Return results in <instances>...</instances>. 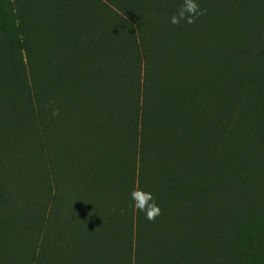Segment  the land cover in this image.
<instances>
[{
  "label": "rangeland",
  "instance_id": "rangeland-1",
  "mask_svg": "<svg viewBox=\"0 0 264 264\" xmlns=\"http://www.w3.org/2000/svg\"><path fill=\"white\" fill-rule=\"evenodd\" d=\"M221 1L226 5L230 2L232 8L237 1L244 3L246 0ZM248 1L254 13L259 12V7H264V0ZM104 2L0 0V76H5L4 67L13 64L17 58L25 67L30 61H35L39 65V83L54 84V100L59 94L68 93L75 103L78 100L76 94H87L89 101L86 108L90 109L84 108V114L75 109L77 103H72L73 109H70L67 121H73V130L67 129L64 135L63 130L58 132L56 129V137L51 134L47 141L41 133L40 125L37 129L40 132L37 142L43 143L45 147L42 152H36L40 164L43 157V166L41 164L39 167V176L41 173L42 177L41 195L35 202L42 215L37 230L40 238L45 234V246L52 249L53 264H210L213 237L216 245L213 234L216 229L214 214L223 215L228 222L230 216L248 220V216L254 218L252 214L257 215L260 221L255 223L253 219L248 229V233L252 234L251 243L237 238L231 241L230 264H264V187L260 182L257 189H254L252 182L249 186L246 176L236 182L233 174L229 173L232 196L227 200L228 206L215 202L214 149L210 145L207 125L212 113L207 111L205 104L201 105L202 121L195 118L192 123L194 128L185 129V126L175 124L168 132H163L160 138L165 141L161 140V146L151 152V158L156 164L153 163L147 175L140 178L139 185L138 179H135L134 187L154 195L161 214L154 221H149L143 212L134 210L133 201L129 205L123 204L124 196L129 197L134 188V181H129L127 171L123 170V161H133L135 150L137 152L134 136L130 134L136 132L138 127L133 90L139 83L141 54L134 44L139 41L138 38L136 42L131 41L128 32L124 33L130 30L127 22L130 16L111 3L109 5L115 12H109ZM160 2L165 3L167 0ZM218 2L197 1L201 8L206 9V13L192 25L181 22L176 26L170 23V17L178 12L183 0L177 3L174 14L163 10L150 18L153 22L156 19L157 26L161 24L160 30L167 32L166 36L168 32L172 33L175 50L174 54L168 56L176 59L174 64L179 62L184 49L192 44L189 54L191 67L194 68L195 61H201L203 67H200L199 75L204 77L206 84L211 73L216 76V65L222 61L217 53L222 37L226 34L244 35L246 31H252L241 30L243 17L235 20V27L230 30V24L218 13ZM113 15L117 20L111 23V27H107V19ZM186 35L192 41L186 42L189 40ZM107 39L109 45L106 44ZM211 46L213 49H205ZM164 53L163 61L169 62L166 49ZM175 54L179 56L174 57ZM41 55H47L48 60L54 64L50 73L43 67ZM252 56L235 58L237 65H226L225 70L230 72L227 76L230 93L224 97L226 103L222 98L217 103L222 112L224 109V119L228 112L239 114L241 119H248L251 131H257L254 134L262 136L264 57L260 59L254 52ZM218 69L224 71L220 66ZM249 73L255 76L252 90L235 91L242 93V98L234 94V90H244V82ZM15 84L20 85V81L17 80ZM15 84L0 82V100L18 106L19 100L13 98L16 93L13 89L16 88ZM85 87L87 89L81 91ZM17 92L21 95V104L30 101L23 89ZM238 97L239 101L236 100ZM223 103L226 106L222 109ZM80 116L81 120L85 118L88 123L82 124L79 130L74 126V121ZM26 127L30 137H26L24 145L29 151L34 147L36 138L30 134L33 128L29 124ZM171 132L179 135V162L165 172L160 161L162 154L165 157L169 149ZM59 133L60 137L57 138ZM157 134L160 136V131ZM195 143L196 149L193 148ZM222 149L223 146L218 152L221 154L218 156V164L224 158ZM29 162L31 160L28 157ZM225 162H230V156L225 157ZM236 165L237 161L231 168L235 170ZM34 170L35 166L31 175L28 172L25 174L28 212L30 200L36 199ZM218 180L224 183L227 178L222 174ZM111 182L119 184L115 188ZM116 190L120 200L117 205H113L111 195H115ZM177 215L179 218L176 219ZM180 215L183 221L179 224L178 219H182ZM193 223H200L199 231L202 232V228L207 227V234H199ZM7 249L9 255L18 253L19 256H9L10 261L4 264H31V253L29 250L26 252L27 247L18 248L17 243L13 242L7 245Z\"/></svg>",
  "mask_w": 264,
  "mask_h": 264
},
{
  "label": "trees",
  "instance_id": "trees-1",
  "mask_svg": "<svg viewBox=\"0 0 264 264\" xmlns=\"http://www.w3.org/2000/svg\"><path fill=\"white\" fill-rule=\"evenodd\" d=\"M105 1L107 2V0ZM108 1L107 3L104 2V4H106L109 12L113 14L115 12V9L109 5L111 3L130 16L129 21H127L130 30H125L124 33L128 32L127 36L131 41L135 40L136 42V38H138L139 41L134 44L135 46L137 45L141 54V66L138 67L139 83L135 85L133 90L134 109H137L138 127L136 132L130 134V136H134V145L137 148V152L135 150L133 161L127 163L125 160L123 161V170L127 171L128 180L132 179L134 181L133 187L135 186V179H138L139 185L140 178L147 175V171L150 170V166L153 163L156 164L151 158V152L153 153L156 148L158 149L161 146V140L165 141L160 138L163 132H168L175 124H181L185 126V129L194 128L192 123L195 118L202 121V104L208 107L207 111H211L214 114V117L210 114L211 120L207 125L210 133L208 136L210 145L214 149L213 160H215V164L213 175L215 177V188L213 190V198L215 202L228 206L227 200L232 196L230 193L231 189L229 190L232 185L229 173L233 174L236 182L246 176L248 177L249 186H251L252 182L254 189H257L258 182H260L261 186L264 187V135L254 134L257 131H251V127L247 123L248 119H241L239 114H230L228 112L226 119H224L223 108H225L226 104L224 105L223 103V107L220 105L223 109L222 112L221 108H218L217 103L221 98L226 103L224 97L230 93L229 79L227 78L230 72L225 70L226 65H237L235 58L252 56V52L260 59L264 57V7H259V12L254 13L248 0L244 3H242L243 1H237L232 5V8L230 2L226 5L219 0L218 13L230 24V30L235 27L234 21L243 17L241 30L252 31H246L244 35L230 36L226 34V36L222 37V43L218 47L219 50L217 49L222 61L216 65V76L211 73L208 78V84H206L204 77L199 75V69L203 67V65L201 66V61H195L194 68L191 67L189 54L192 44L184 49L183 56H179L181 51H179V55H174V57L179 56V62L174 64L176 59L168 56L171 53L174 54L173 50H175L172 33L168 32L166 36L167 32L160 30L161 24L157 26L156 19H154V22L150 20V18H153L163 10L171 11L174 14L173 10L181 0H178V2L167 0L165 3L160 2V0ZM197 1L200 2V0ZM137 14L146 18L141 19ZM116 20L117 17L115 15L113 17L110 16L107 19L106 26L111 27V23ZM107 27L106 30H109ZM186 36L189 39L186 42L192 41L188 35ZM106 44L109 45L108 39ZM198 45L200 46V43ZM165 49L169 62L163 61L165 60ZM205 49L213 48L211 46ZM194 51L195 49L192 53ZM226 57H228L227 61L225 60ZM16 60H13V64H7L4 67L6 70L5 76H0V82L15 84L17 80L20 81V85L15 84L16 88L13 87L16 91L13 98L19 100L18 106H15V104L8 105L0 100V264L10 261V257L19 256L17 251L15 252L17 255H9L7 245L13 242L17 243L18 248L27 247L26 252L29 250V253H31L29 256V258H32L31 264H53L52 249L45 246V234L40 238L37 230L42 215L39 209L37 210L35 202L39 200V195H41L39 192L42 189V177L41 173L39 176V167H41V164L43 166V157L41 156L40 164L36 152H42L45 148L43 143L37 142L38 133L40 134L37 129L38 125H40L41 133L47 141L51 138V134L54 135L55 132L56 135V129L58 132H60V129L63 130L62 134L64 135L67 129L73 130V121H67L71 114L70 109H73L72 103H77V106H75L77 108L75 109L84 114L82 110L90 109L86 108L89 101L87 100V94H76L78 100L75 103V100L68 93L61 96L59 94L57 99L54 100V84H40L37 79L39 65H36L35 61H30L28 66L25 67L18 58ZM40 60L43 67L50 73L54 68L52 61L48 60L47 55H41ZM160 62L163 64H160ZM218 66L222 67L224 71L222 69L219 70ZM193 70H195V73H193ZM203 71H205V68H203ZM254 81V74L249 73L244 82V90L236 89L234 94L243 98L242 93L235 91L250 92ZM57 85L59 84L57 83ZM19 89H23L29 95L30 101L27 104L26 102L21 104V95L17 92ZM85 89L87 88L85 87L81 91ZM217 91L219 94L218 99ZM239 99L240 97L236 100L239 101ZM50 101H55V103L49 106ZM55 104L56 108L59 109V116L51 114ZM81 118L82 116L74 121V126L79 130L82 124L88 123L85 118L83 120ZM260 118L262 119V117ZM27 124H29L30 128H33V133L30 132V134H33L36 138L34 147L37 150L34 147H31L29 151L27 148L25 149L26 137H30L28 136ZM261 126L263 127V124ZM263 129L259 132L261 133ZM157 131H160V136ZM193 134L196 135V132ZM55 135L54 137H56ZM59 137L60 133L57 138ZM169 139V149L166 150L165 157L162 154L160 161V164H162L161 168L165 172L167 169H173L174 165L179 162V150L177 149L179 135H174L171 132ZM222 146L221 153H223L222 156L224 158L221 164H218V156L221 155L218 152ZM193 148H197L196 143ZM225 151H227L226 155H224ZM227 156H230V162H225V157ZM28 157L31 160L29 163H27ZM34 160H36V163H34ZM236 161V169L233 170L231 167ZM184 162L186 163V160ZM34 166L35 176L33 178L35 181L36 199L30 200L31 206L30 212H28L25 174L28 172L31 175ZM222 174L227 178L224 183L218 180V176ZM256 175L259 177L256 178ZM255 180L257 181L256 183H254ZM117 184L119 183L114 182L113 184L111 182V185L115 188ZM111 199L112 204L117 205L120 200V195L117 196V190L115 195H111ZM131 201L130 195L129 197L124 196V205H129ZM252 215L254 218L248 216V220H239L230 216V222H228L224 220L223 215L214 214L216 229L214 224L215 230L213 234L216 237V245L213 237V244L211 241L213 254L210 264H230V252L232 251L230 243L233 239L237 238L251 243L252 234L248 233L250 222L256 220L255 223H258L260 221L257 215ZM181 217L182 219H178L179 224L183 221V216ZM177 218H179V215L176 216ZM199 226L200 223L194 224L195 230L198 228L199 234H207V227L202 228V232L199 231ZM28 233H30L29 236Z\"/></svg>",
  "mask_w": 264,
  "mask_h": 264
},
{
  "label": "clouds",
  "instance_id": "clouds-1",
  "mask_svg": "<svg viewBox=\"0 0 264 264\" xmlns=\"http://www.w3.org/2000/svg\"><path fill=\"white\" fill-rule=\"evenodd\" d=\"M206 13V9L200 7L197 0H183V4L178 12L170 17V23L179 26L181 22L192 25L196 20ZM55 101H50L49 106L54 104ZM51 114L57 116L59 114L58 108H52ZM133 201L132 207L138 212H143L145 218L149 221H154L157 216L161 214V209L156 202L154 195L139 187H134L130 193Z\"/></svg>",
  "mask_w": 264,
  "mask_h": 264
}]
</instances>
